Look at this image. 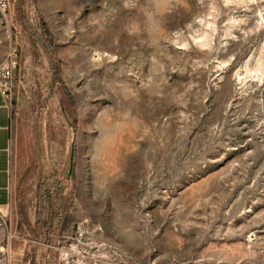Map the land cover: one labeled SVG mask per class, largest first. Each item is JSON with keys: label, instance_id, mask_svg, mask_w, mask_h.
<instances>
[{"label": "rangeland", "instance_id": "374dc122", "mask_svg": "<svg viewBox=\"0 0 264 264\" xmlns=\"http://www.w3.org/2000/svg\"><path fill=\"white\" fill-rule=\"evenodd\" d=\"M13 49L0 264H264V0H11Z\"/></svg>", "mask_w": 264, "mask_h": 264}, {"label": "built area", "instance_id": "2783aa9c", "mask_svg": "<svg viewBox=\"0 0 264 264\" xmlns=\"http://www.w3.org/2000/svg\"><path fill=\"white\" fill-rule=\"evenodd\" d=\"M11 9V0H0V12L6 16ZM20 63L19 53L16 49L10 51L6 58L0 63V91L12 102L11 94L13 90V79L16 69ZM80 228H78L79 230ZM78 245L70 244L62 250L61 264H73L76 256V264H101L102 255H106V250L102 245L95 246L92 250L80 249ZM112 251V250H111ZM114 253V251H112ZM117 254V253H115Z\"/></svg>", "mask_w": 264, "mask_h": 264}, {"label": "crops", "instance_id": "0c3cea01", "mask_svg": "<svg viewBox=\"0 0 264 264\" xmlns=\"http://www.w3.org/2000/svg\"><path fill=\"white\" fill-rule=\"evenodd\" d=\"M12 102L0 91V210L11 205Z\"/></svg>", "mask_w": 264, "mask_h": 264}]
</instances>
